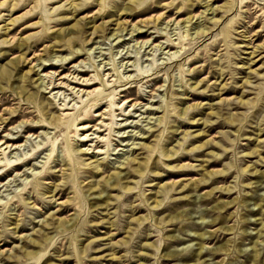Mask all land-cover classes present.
I'll list each match as a JSON object with an SVG mask.
<instances>
[{
	"label": "rangeland",
	"instance_id": "1",
	"mask_svg": "<svg viewBox=\"0 0 264 264\" xmlns=\"http://www.w3.org/2000/svg\"><path fill=\"white\" fill-rule=\"evenodd\" d=\"M0 141V264H264V0H0Z\"/></svg>",
	"mask_w": 264,
	"mask_h": 264
},
{
	"label": "bare ground",
	"instance_id": "2",
	"mask_svg": "<svg viewBox=\"0 0 264 264\" xmlns=\"http://www.w3.org/2000/svg\"><path fill=\"white\" fill-rule=\"evenodd\" d=\"M211 9V8H210ZM257 27V26H256ZM140 47H142V46H140ZM65 59V58H64ZM49 65V68H50V66H52L53 64L52 63H50V64H48ZM47 65V66H48ZM62 68H63V66H61ZM43 68H46L45 66H43ZM49 74V73H48ZM80 74V73H79ZM45 76V78L47 77V78H49V85H52V88L53 87H55V86H64V84H65V82L63 83V82H58V83H56V84H54V81H55V78L57 77V76H59V74H56V72H53L51 75H47V74H45L44 75ZM78 77V76H77ZM40 78H42V76L40 77ZM59 78H69V76H67V77H65L64 75L63 76H60ZM71 78H75V77H71ZM84 81L85 82H88V80H86V79H84ZM90 84H93V83H87V84H85V85H90ZM96 90V89H95ZM130 101V100H129ZM65 113V112H64ZM85 127H87V126H81L80 127V129H83V128H85ZM84 138V137H83ZM94 138H98V137H94ZM3 141V140H2ZM4 143H6V142H1L0 141V146H2ZM3 147V146H2ZM10 148L11 147V145L10 146H8V145H6V146H4V149L2 150L3 152H4V150L5 149H7V148Z\"/></svg>",
	"mask_w": 264,
	"mask_h": 264
}]
</instances>
